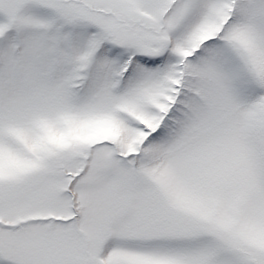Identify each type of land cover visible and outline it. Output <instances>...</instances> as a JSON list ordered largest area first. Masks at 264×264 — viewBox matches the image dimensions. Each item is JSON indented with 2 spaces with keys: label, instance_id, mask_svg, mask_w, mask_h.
I'll list each match as a JSON object with an SVG mask.
<instances>
[{
  "label": "snow or ice",
  "instance_id": "6c2138e0",
  "mask_svg": "<svg viewBox=\"0 0 264 264\" xmlns=\"http://www.w3.org/2000/svg\"><path fill=\"white\" fill-rule=\"evenodd\" d=\"M0 264H264V0H0Z\"/></svg>",
  "mask_w": 264,
  "mask_h": 264
}]
</instances>
